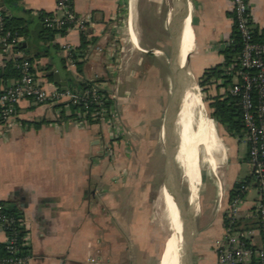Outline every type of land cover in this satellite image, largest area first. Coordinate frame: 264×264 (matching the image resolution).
<instances>
[{
  "label": "crops",
  "instance_id": "1",
  "mask_svg": "<svg viewBox=\"0 0 264 264\" xmlns=\"http://www.w3.org/2000/svg\"><path fill=\"white\" fill-rule=\"evenodd\" d=\"M72 1L75 12L91 14L94 21L89 45L80 60V72L76 65L65 62L66 53L59 46L69 44L78 49L82 45L81 33L73 30L58 34L52 43L41 39L42 26L37 16L60 15L57 0L0 3L5 4L12 19H22L27 24L29 32L21 43L41 83L48 89L60 87L55 83V73L67 83L69 91L76 84L103 81L115 93L113 106L126 136L115 138V130L109 124H81L72 113L58 115L54 107L21 102L12 126L0 128V202L13 203L20 210L29 233V264H156L157 255L145 242L148 233L136 226L138 211L125 216V231H119L118 222L123 217L119 218L117 209L121 204L136 207L127 197L137 191L132 184L137 173L130 159L133 147L138 151L141 147L146 150L156 146L161 159V189L164 187L161 129L167 105L166 65L134 44L131 49L123 39L115 40L113 29L119 30L117 21L123 16L124 0ZM188 1L194 30L193 33L191 29L194 51L190 71L199 80L207 70L225 63L220 47L233 35V8L231 0ZM247 1L255 31L264 32V0ZM98 46L103 52L95 50ZM10 59L2 52L0 43V93L16 81L3 80ZM238 144L239 141L232 151L237 163L225 170L223 182L219 178L214 184L217 208L207 216L205 230H200L195 264H217L214 251L203 248L197 253V248L203 238L213 242L223 238L218 212L220 188L225 208L235 185L251 176L249 164L247 175L241 171L243 161L248 163V149L245 158H240ZM120 171L124 178L118 179L117 175L122 176ZM208 187L205 182L204 195ZM251 188L256 194L247 201L246 192L241 216L252 211L258 200L257 189ZM122 192L125 194L120 198ZM242 223L246 227L255 225L250 220ZM3 240L0 230V242Z\"/></svg>",
  "mask_w": 264,
  "mask_h": 264
},
{
  "label": "built area",
  "instance_id": "2",
  "mask_svg": "<svg viewBox=\"0 0 264 264\" xmlns=\"http://www.w3.org/2000/svg\"><path fill=\"white\" fill-rule=\"evenodd\" d=\"M231 1L233 31L241 36L242 50L236 60L224 69L225 76L232 77L233 85L228 91L220 89L218 97L225 99L231 96L241 107L243 134L238 141L244 142L247 146L251 176L239 183L240 186L235 189L233 198H230L225 208L222 205L223 195L220 188L218 212L223 225V238L215 242L214 252L217 264H264V41H255V28L248 1ZM57 10L60 15L47 19L48 27L56 29L67 27V34L75 30L89 40L90 31L94 27L91 14L75 12L72 0H57ZM9 16L6 9L0 5L2 52L11 58L10 61H14L15 67L21 72V77L0 93V128L11 127L20 103L30 101L33 105L54 107L58 115L63 113L71 115V106L82 105L75 114V119L81 124L99 126L109 124L115 130V138L126 136L124 128L118 122L119 116L114 106L109 109L105 106L107 99H115V93L108 89L103 81H91L94 85L81 93L64 91L54 86L48 89L41 83L29 58L16 49L22 38L5 30V22ZM113 30H116L115 40L118 41L121 29L114 27ZM235 46V39L231 37L220 49ZM62 49L66 53L67 63L74 66L75 49L69 44L64 45ZM95 50L103 52L99 46ZM253 186L258 191L255 208L246 216H241L244 195ZM243 220H250L255 225L246 227L242 223ZM0 230L4 234V240L0 244L6 247L9 254L8 257H0V264H29L31 254L20 255L22 248L30 249L26 223L22 218L19 220L10 218L5 213V205L1 202Z\"/></svg>",
  "mask_w": 264,
  "mask_h": 264
},
{
  "label": "rangeland",
  "instance_id": "3",
  "mask_svg": "<svg viewBox=\"0 0 264 264\" xmlns=\"http://www.w3.org/2000/svg\"><path fill=\"white\" fill-rule=\"evenodd\" d=\"M129 2L130 0H124L123 8L125 10L123 9V16L117 21L118 27L121 29V33L118 36L121 38V40L123 39L122 41H124L129 48L133 49L134 47L130 40L128 31L130 10ZM136 10L138 15L136 33L140 41V48L144 49V52H147L145 54L164 61L166 65V94L168 103L171 89V75L168 69L169 61L167 54L170 53L171 41L167 31V26H169L171 19L168 17L163 0H138L136 4ZM150 50H154V52L148 53ZM200 88L203 101L207 109L208 117L211 119L214 125L217 139H220L222 145V149L216 153V157L218 159V168L215 172H213L210 166L204 147H199L200 172L203 175L202 178L204 177L206 184L209 186L207 194L205 193V195L203 194L201 197L199 213L200 230H205V227L209 221L207 216H211L217 208V198L213 199L215 196L214 191L216 190L214 184H217L219 178L223 182L222 176L225 173V170L227 171L228 166L230 167L237 163V156H234L232 151L235 145L238 143V140L237 138H234L231 133L228 132L220 123L212 118L213 109L211 108L212 100L210 98L218 96L216 87L212 86L207 89L205 88L206 91H204V88L201 86ZM126 148L127 147H125V149ZM155 148L156 146L154 147V145H152V147H146V150L141 147L140 150L135 151L133 147L130 159L133 161V165L135 170H137V173L133 177L132 184L135 186L137 191H134L129 196L127 193L126 194L136 207H125L121 204V207L119 206L117 210L119 218L121 219V217H123L118 222L119 231H125V216L130 215V212L134 210L138 211L139 218L138 221L135 222L137 224L136 226L143 229L145 233H148L149 239L145 240V242L146 244L149 243V247L154 251V253H156V264H160L162 258L161 255L166 248V240L173 232H175V223L173 221L172 215L167 209V205L162 195L161 186L163 183L160 174L161 159H158L157 153H159V151ZM236 148L238 156L240 158H245V155L247 154L246 144L244 142H239ZM248 170V163L246 160H244L241 171L243 174L247 175ZM120 172L122 174L123 171ZM116 177H118V179H120V177L124 178L123 174L122 176L117 175ZM179 177H181V183L183 185L187 203L190 205L192 191L191 181L187 177H182V175H180V171ZM123 194H125V192L119 193V197L121 198ZM255 194V189L249 188L246 194V200L251 201ZM124 242L125 241H119V243L122 244H124ZM198 245L199 247L197 248V253L201 252V249L203 250V248L204 250L214 251L215 242H213V240H206L203 238L199 241Z\"/></svg>",
  "mask_w": 264,
  "mask_h": 264
},
{
  "label": "bare ground",
  "instance_id": "4",
  "mask_svg": "<svg viewBox=\"0 0 264 264\" xmlns=\"http://www.w3.org/2000/svg\"><path fill=\"white\" fill-rule=\"evenodd\" d=\"M137 1L130 0L129 2L128 31L132 44L140 48V41L136 33ZM168 17L171 19L169 27H173V33L179 40L177 45L179 58H181L182 64H185L188 54L193 50L191 25L187 21L185 26H183L173 14L168 13ZM168 61V65H170V60L168 59ZM175 135L179 149L177 161L180 167V175L190 179L192 184L190 207L198 211L200 206L199 194L202 185L199 147H204L210 166L215 172L218 168L216 153L222 149V145L217 139L214 125L208 117L199 83L192 73L189 74V78L186 81L183 97L175 119ZM179 180L181 181V177H179ZM162 195L175 223V232L166 240V248L162 255L161 264H178L179 249L183 239V224L179 216L177 199L165 181Z\"/></svg>",
  "mask_w": 264,
  "mask_h": 264
},
{
  "label": "water",
  "instance_id": "5",
  "mask_svg": "<svg viewBox=\"0 0 264 264\" xmlns=\"http://www.w3.org/2000/svg\"><path fill=\"white\" fill-rule=\"evenodd\" d=\"M163 3L167 13L175 15L183 26H185L187 21H190L191 29L194 33L191 8L188 0H163ZM2 7L6 9L4 5H2ZM173 30V27L167 26L171 41L170 53L167 54L170 60L168 69L171 75V89L161 129V144L164 151V179L177 199L179 216L183 224V239L179 249L178 264H195V248L200 234V206L197 211L187 203L183 185L179 180L180 167L177 161L179 149L175 135V119L179 110L180 101L183 97L186 81L191 73L190 62L194 49L188 54L186 63L182 64L177 50L179 40L173 33ZM148 52L153 53L154 50ZM55 83L62 87V90H67V83L61 80L59 73H55ZM204 186L205 179L203 177L200 189V205Z\"/></svg>",
  "mask_w": 264,
  "mask_h": 264
},
{
  "label": "trees",
  "instance_id": "6",
  "mask_svg": "<svg viewBox=\"0 0 264 264\" xmlns=\"http://www.w3.org/2000/svg\"><path fill=\"white\" fill-rule=\"evenodd\" d=\"M53 17H54L53 14H48V13H40L37 16L42 26L41 39L45 43L46 42L52 43L55 40L56 35L58 34L66 35L68 32L67 27H64L62 29L48 27L47 19H52ZM5 30L10 31L12 34H17L21 38L23 36L28 35L29 32L27 24L25 23L24 20L16 19V18L12 19L11 16H9V18L5 22ZM232 37L235 39L236 46L223 50V54L225 55V63L215 68L207 70L204 73L203 77L198 80L199 85L202 88H204L203 89L204 91H206L207 88H210L212 86L216 87L218 92L220 89H225L226 91H228L230 87L233 85L232 77L225 76L224 69L226 67H229L236 60L237 56L240 54V51L242 50V41L240 34L235 31L233 32ZM255 41L263 42L264 32L255 31ZM88 45H89V41L86 40L85 37H82V45L78 49H75L74 52V57L76 60L75 65L77 66L79 72L83 64L79 60L83 57V52L84 50H87ZM59 48L60 50H63L60 46ZM16 49L25 54L24 51L26 50L23 48L22 43L18 44ZM27 57L32 63V59L29 56ZM65 62L67 63V60ZM20 77H21V72L15 67L14 61H9V63L5 68L3 80L4 81H9L11 79L18 80L20 79ZM50 79L53 80L52 74H50ZM93 85H94L93 82L87 81L84 83L76 84L75 86L73 85L70 91L74 93L85 92L86 90L90 89ZM210 99L212 100L211 108L213 109L212 118L216 120L218 123H220L228 132H230L233 137L235 138L241 137L243 134L242 110L241 107L239 106L238 101L235 98H232L231 96H228V98L225 99H221L218 96ZM113 102H114L113 99H107V102L105 103L106 108L108 109L112 108ZM81 107L82 105L71 106V113H72L71 116L75 117L76 112ZM239 186L240 184L235 185L231 194L232 198L234 196L235 189H237ZM3 204L5 205V213L10 218L17 220L21 218V213L17 206H15L13 203H3ZM30 254H31L30 249L22 248L20 250V255L24 256ZM8 256L9 254L6 250V247L0 244V257L3 258Z\"/></svg>",
  "mask_w": 264,
  "mask_h": 264
}]
</instances>
